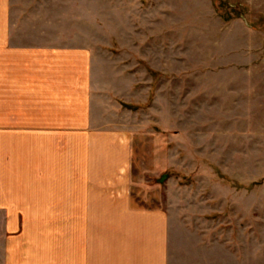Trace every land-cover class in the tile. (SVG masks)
<instances>
[{
    "label": "crops",
    "instance_id": "0c3cea01",
    "mask_svg": "<svg viewBox=\"0 0 264 264\" xmlns=\"http://www.w3.org/2000/svg\"><path fill=\"white\" fill-rule=\"evenodd\" d=\"M107 19L0 0V264H169V210L133 205L132 54ZM135 46V69H160Z\"/></svg>",
    "mask_w": 264,
    "mask_h": 264
},
{
    "label": "rangeland",
    "instance_id": "374dc122",
    "mask_svg": "<svg viewBox=\"0 0 264 264\" xmlns=\"http://www.w3.org/2000/svg\"><path fill=\"white\" fill-rule=\"evenodd\" d=\"M96 16L159 53L160 69L129 56L123 104L133 205L169 210V264H264V0H96Z\"/></svg>",
    "mask_w": 264,
    "mask_h": 264
},
{
    "label": "trees",
    "instance_id": "16d2710c",
    "mask_svg": "<svg viewBox=\"0 0 264 264\" xmlns=\"http://www.w3.org/2000/svg\"><path fill=\"white\" fill-rule=\"evenodd\" d=\"M169 174H170L169 172H165V173L162 175V179L164 180V179L168 178Z\"/></svg>",
    "mask_w": 264,
    "mask_h": 264
}]
</instances>
